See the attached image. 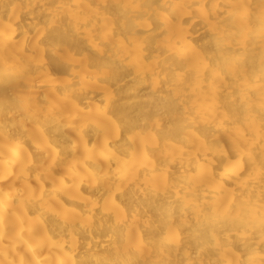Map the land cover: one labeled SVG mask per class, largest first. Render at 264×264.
Wrapping results in <instances>:
<instances>
[{"label": "bare ground", "instance_id": "1", "mask_svg": "<svg viewBox=\"0 0 264 264\" xmlns=\"http://www.w3.org/2000/svg\"><path fill=\"white\" fill-rule=\"evenodd\" d=\"M0 264H264V0H0Z\"/></svg>", "mask_w": 264, "mask_h": 264}, {"label": "rangeland", "instance_id": "2", "mask_svg": "<svg viewBox=\"0 0 264 264\" xmlns=\"http://www.w3.org/2000/svg\"><path fill=\"white\" fill-rule=\"evenodd\" d=\"M34 55L37 57V54H35V53H34ZM60 55H61V54H60ZM57 57H60V56H58V55H57ZM60 77H62V78H67V76H66V75H61ZM101 110H102V109H101ZM70 137H72V135H71V134H70Z\"/></svg>", "mask_w": 264, "mask_h": 264}]
</instances>
